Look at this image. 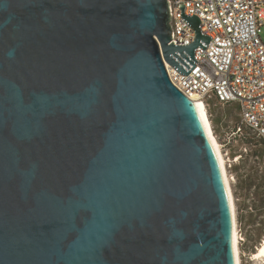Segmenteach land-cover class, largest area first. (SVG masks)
<instances>
[{"label":"water","instance_id":"water-1","mask_svg":"<svg viewBox=\"0 0 264 264\" xmlns=\"http://www.w3.org/2000/svg\"><path fill=\"white\" fill-rule=\"evenodd\" d=\"M169 0H0V264H237Z\"/></svg>","mask_w":264,"mask_h":264},{"label":"built area","instance_id":"built-area-1","mask_svg":"<svg viewBox=\"0 0 264 264\" xmlns=\"http://www.w3.org/2000/svg\"><path fill=\"white\" fill-rule=\"evenodd\" d=\"M169 4L171 43L190 45L196 38L180 5L185 6V15H197L202 32L213 38L206 49H195L198 64L187 76L165 61L171 81L207 107L213 100L236 105L240 119L226 133L227 144L248 134L264 141V0H169Z\"/></svg>","mask_w":264,"mask_h":264},{"label":"rangeland","instance_id":"rangeland-1","mask_svg":"<svg viewBox=\"0 0 264 264\" xmlns=\"http://www.w3.org/2000/svg\"><path fill=\"white\" fill-rule=\"evenodd\" d=\"M261 35L264 40V27L262 28ZM207 112L213 132L220 143L221 150L226 160L227 174L230 179L235 202L241 264H264L262 260L254 259L253 253L257 251L259 245H253V241L247 239V229L251 230V226L245 228L239 223V218L241 216L244 217L245 224L248 217L256 214L257 210L251 207L253 206L254 198L252 195L248 200H245L238 186L239 179L248 175L246 172L248 168L252 165H256L255 168L259 167L261 170H264V162L259 163L254 157H247L248 152L257 147L255 144H248L243 141V139H238L229 144L226 143V133L231 130L240 119L235 104L225 105L213 100L207 107ZM246 132H249L248 129H246ZM255 139L258 138L255 137ZM238 164L243 167L239 171H235V166ZM254 169L249 170L248 173L252 172ZM237 174H240V176L237 177ZM236 193H238V195H236Z\"/></svg>","mask_w":264,"mask_h":264},{"label":"trees","instance_id":"trees-1","mask_svg":"<svg viewBox=\"0 0 264 264\" xmlns=\"http://www.w3.org/2000/svg\"><path fill=\"white\" fill-rule=\"evenodd\" d=\"M255 135H246L243 139L248 144H255L257 147L248 152L247 157H254L255 160L264 162V141L258 137L255 139ZM257 162V161H255ZM256 165H252L247 169V176L239 179L238 186L241 190V195L245 200H248L252 195L254 198L253 209L257 210L256 214L251 215L247 218L244 224V217L239 218V223L245 228L251 226V230L247 229V239L253 241V245H261L260 243L264 240V170L259 167L255 168ZM243 166L238 164L235 166V171H239ZM255 168V169H254ZM254 169L248 173L249 170ZM240 174H237L239 177ZM238 195V193H236ZM243 208V207H241Z\"/></svg>","mask_w":264,"mask_h":264},{"label":"bare ground","instance_id":"bare-ground-1","mask_svg":"<svg viewBox=\"0 0 264 264\" xmlns=\"http://www.w3.org/2000/svg\"><path fill=\"white\" fill-rule=\"evenodd\" d=\"M199 109H200V113L203 117V120L205 122V125L207 127L208 133L211 137V140L213 142V145L215 147V150L217 152V155L219 157L220 163H221V167H222V171H223V175L225 178V182L227 185V189L229 191L230 194V198H231V204L234 210V241H235V254H236V261L237 264H241V260H240V248H239V237H238V229H237V221H236V211H235V202H234V196H233V192H232V188H231V184H230V179L229 176L227 174V168H226V160L225 157L223 155V152L221 150V146L220 143L218 142L214 132H213V128L211 125V121L207 112V106L205 104V102L198 100L196 101ZM254 255V259H259L262 260V262L264 263V240L261 243V245L258 246V249L256 252L253 253Z\"/></svg>","mask_w":264,"mask_h":264}]
</instances>
